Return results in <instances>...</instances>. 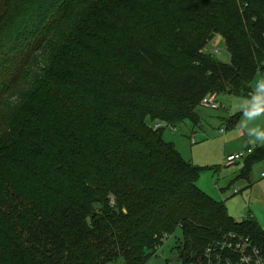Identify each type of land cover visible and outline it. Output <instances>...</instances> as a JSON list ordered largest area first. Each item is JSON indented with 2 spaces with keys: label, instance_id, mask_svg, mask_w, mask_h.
<instances>
[{
  "label": "trees",
  "instance_id": "1",
  "mask_svg": "<svg viewBox=\"0 0 264 264\" xmlns=\"http://www.w3.org/2000/svg\"><path fill=\"white\" fill-rule=\"evenodd\" d=\"M68 20L75 61L27 81ZM217 35L230 63L205 51ZM258 72L264 0H0V264H146L178 228L182 264H211L207 249L233 233L264 245L164 138L198 126L209 93L251 96ZM262 160L264 145L238 178Z\"/></svg>",
  "mask_w": 264,
  "mask_h": 264
},
{
  "label": "rangeland",
  "instance_id": "2",
  "mask_svg": "<svg viewBox=\"0 0 264 264\" xmlns=\"http://www.w3.org/2000/svg\"><path fill=\"white\" fill-rule=\"evenodd\" d=\"M69 26H71V22L68 20L63 25L62 30L36 54L33 64L27 70V81L45 74L54 57L58 58V62L63 67L70 66L68 61H75L76 58L73 54L77 53L69 49V46L66 48L63 45V42H66L67 37H69L65 31ZM60 44L62 48H60ZM205 51L214 54L222 62H231V54L221 35H217L207 45ZM217 51L219 52L217 53ZM78 77L83 84L89 81L87 75L82 74ZM116 79H119L117 72L115 74L111 71L106 76L107 84H111L112 80L114 82ZM261 79H264V75L258 72L251 82L253 91ZM90 81L92 82V79ZM216 91L219 94L221 106H225V108L209 109L200 106L198 126L189 121L178 125L176 129L172 126H165L164 138L173 142L186 160H191L195 165L202 168L201 176L197 182L201 190L215 200L224 202L229 214L236 220L241 221L251 215L264 228V160L253 166L250 180L238 178L250 154L231 165L226 164V156L229 151L235 149H243L241 151H244L248 148L255 151L263 146L249 143L250 138L247 136L246 130L241 127L243 116L238 110L239 105L250 96ZM231 115L239 116L235 127H227L226 120ZM149 124L154 125L155 122L149 121ZM249 126L264 128V116L250 122ZM222 129L226 130L225 135L222 134ZM235 190L239 193H236ZM183 241L182 231L178 228L174 234L167 236L164 242L162 241L157 253L146 264H182L175 247ZM111 264H127V262L122 258Z\"/></svg>",
  "mask_w": 264,
  "mask_h": 264
},
{
  "label": "built area",
  "instance_id": "3",
  "mask_svg": "<svg viewBox=\"0 0 264 264\" xmlns=\"http://www.w3.org/2000/svg\"><path fill=\"white\" fill-rule=\"evenodd\" d=\"M201 106L209 109L225 108V106H221L217 92L204 96L201 100ZM153 126L158 128L161 127V124L155 123ZM225 131L222 129V133H225ZM251 152L252 149L248 148L244 151L229 154L226 156V164L231 165ZM218 249L219 251H217ZM215 250V260L210 259L211 264H264V245L257 243L249 236L236 233L230 234L225 240L218 242L215 248L209 247L207 252L211 255Z\"/></svg>",
  "mask_w": 264,
  "mask_h": 264
},
{
  "label": "clouds",
  "instance_id": "4",
  "mask_svg": "<svg viewBox=\"0 0 264 264\" xmlns=\"http://www.w3.org/2000/svg\"><path fill=\"white\" fill-rule=\"evenodd\" d=\"M243 120L241 127L246 130L250 138L249 143L264 145V128L249 126V123L264 116V79H261L251 96L239 105Z\"/></svg>",
  "mask_w": 264,
  "mask_h": 264
},
{
  "label": "crops",
  "instance_id": "5",
  "mask_svg": "<svg viewBox=\"0 0 264 264\" xmlns=\"http://www.w3.org/2000/svg\"><path fill=\"white\" fill-rule=\"evenodd\" d=\"M226 133V132H225ZM225 133H222L223 135H225ZM233 142V141H232ZM244 149H246V148H244ZM241 150H243V149H235V150H233V151H229V153H227V156L229 155V154H232V153H236V152H239V151H241ZM263 175H264V172H263ZM236 191V193H239V192H237V190H235ZM245 219V218H244Z\"/></svg>",
  "mask_w": 264,
  "mask_h": 264
}]
</instances>
